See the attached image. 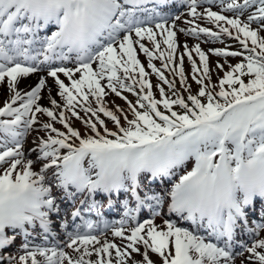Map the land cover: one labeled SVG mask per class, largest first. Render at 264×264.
I'll return each mask as SVG.
<instances>
[{
    "label": "snow or ice",
    "instance_id": "6c2138e0",
    "mask_svg": "<svg viewBox=\"0 0 264 264\" xmlns=\"http://www.w3.org/2000/svg\"><path fill=\"white\" fill-rule=\"evenodd\" d=\"M176 2L0 0V264H264V0Z\"/></svg>",
    "mask_w": 264,
    "mask_h": 264
},
{
    "label": "rangeland",
    "instance_id": "374dc122",
    "mask_svg": "<svg viewBox=\"0 0 264 264\" xmlns=\"http://www.w3.org/2000/svg\"><path fill=\"white\" fill-rule=\"evenodd\" d=\"M177 23H180V21H178ZM178 39H179L181 42L187 40V42H188L189 44H192V43H196V42H197V41L193 40V38L188 37V36H185L184 34H180V33H178ZM199 42L201 43V47H202V48L207 49V47H209V45H208V44H205V43L203 42V40H201V41H199ZM226 43H227V42H226ZM215 46H224V45H221V44L217 43ZM231 47H232V45H231ZM139 55L142 57V58H141V61H142L143 63H145V67H146V57H144L142 53H139ZM193 55L195 56V54H193ZM196 59L198 60V57H196ZM215 60H216V57H215V56H210V62H211V61H215ZM154 63H156L157 66H159L160 61H159V60H154ZM146 68H147V67H146ZM149 70H150V69H149ZM185 71H186V73H188V72L190 71V68H189L188 61H187V57H186V56H185ZM212 75H213V80H215V77H216L215 69L213 70V74H212ZM152 76H153V74H152ZM152 76H151V77H152ZM189 77H191V76L189 75ZM189 77H188V78H189ZM25 80L34 83V82L36 81V75L33 74V75H31L29 78H25ZM156 81H157V80H156L154 77H152V83H156ZM26 90H27V89H26ZM125 94H127V92H125ZM5 97H6V94H4V93H0V105H2V103H3L4 99H5ZM130 98L133 99V94L130 95ZM105 99L109 102V106H110V107H111V102H112L113 100H114L117 104H121V103L123 102L120 98L115 97L114 94H110L109 96L105 97ZM74 123H76V124L79 126V124H78L77 121H74ZM57 126L60 127L59 124H57ZM28 142H29V143H28L26 146H29V145H30V142H31V135L28 137ZM155 222L159 225V224L162 223V219H161V218H156V221H155ZM262 234H264V233H262ZM116 242L119 243V240H117ZM245 255H247V254L245 253ZM241 259H243V258H242V257H237L236 260H235V264H240Z\"/></svg>",
    "mask_w": 264,
    "mask_h": 264
}]
</instances>
